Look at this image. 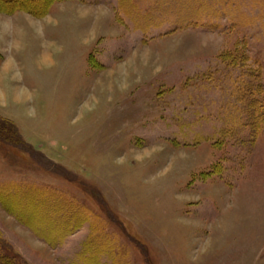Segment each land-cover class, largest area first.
Masks as SVG:
<instances>
[{
  "label": "rangeland",
  "instance_id": "374dc122",
  "mask_svg": "<svg viewBox=\"0 0 264 264\" xmlns=\"http://www.w3.org/2000/svg\"><path fill=\"white\" fill-rule=\"evenodd\" d=\"M26 2L0 9V243L264 264V0Z\"/></svg>",
  "mask_w": 264,
  "mask_h": 264
},
{
  "label": "trees",
  "instance_id": "16d2710c",
  "mask_svg": "<svg viewBox=\"0 0 264 264\" xmlns=\"http://www.w3.org/2000/svg\"><path fill=\"white\" fill-rule=\"evenodd\" d=\"M50 0H47L46 3H49ZM28 6V3L26 0H0V9L3 13H15L16 11H27L32 16H37L41 13V11H34L32 8L30 9ZM27 7V8H26ZM46 7V6H45ZM44 8V7H42ZM41 8V9H42ZM26 191V190H25ZM18 192V190H17ZM16 192V193H17ZM32 192L31 190L26 191V193H21L19 198H22V201L27 200L29 197L28 194ZM22 219V218H21ZM23 221V219H22ZM27 220H24L26 222ZM28 222V221H27ZM28 225V224H27ZM30 227V225H28ZM32 228V227H30ZM148 257L146 254L145 261L147 264H151L150 261H148ZM0 264H26L22 261L20 256L16 255L13 250L10 248V246L0 243Z\"/></svg>",
  "mask_w": 264,
  "mask_h": 264
},
{
  "label": "clouds",
  "instance_id": "9594fccd",
  "mask_svg": "<svg viewBox=\"0 0 264 264\" xmlns=\"http://www.w3.org/2000/svg\"><path fill=\"white\" fill-rule=\"evenodd\" d=\"M0 29H8L11 30V25L7 20H0Z\"/></svg>",
  "mask_w": 264,
  "mask_h": 264
}]
</instances>
